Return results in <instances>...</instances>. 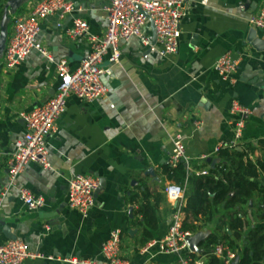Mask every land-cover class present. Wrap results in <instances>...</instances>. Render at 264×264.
I'll list each match as a JSON object with an SVG mask.
<instances>
[{
  "label": "crops",
  "instance_id": "0c3cea01",
  "mask_svg": "<svg viewBox=\"0 0 264 264\" xmlns=\"http://www.w3.org/2000/svg\"><path fill=\"white\" fill-rule=\"evenodd\" d=\"M36 1H27L16 12L27 14ZM69 1L74 6L69 14L59 18L54 13L39 21L37 39L50 59L31 50L17 64L0 65V191L6 182L12 143L23 133L18 113L52 95L58 81L55 62L65 59L68 69L73 70L89 51L86 37L69 39L64 29L72 18L79 17L86 21L90 34L100 37L105 30L106 0ZM263 5L264 0H191L185 6L174 54L161 58L149 52L142 57L144 50L136 38L119 44L117 63H109L105 54L100 65L110 70L109 75H101L106 95L90 102L67 96L65 109L55 121V132L45 139L50 169L27 164L1 198L0 244L20 240L30 252L42 256L27 258L22 264H68L61 259L70 256L100 260V245L110 230L118 229L119 255L131 264H178L185 256L190 264H206L202 252L212 247H205L207 237L211 233L230 235L220 207L208 221H197L192 233L205 234L197 246L199 253H166L154 244L143 249L161 239L169 225L172 205L162 188L172 181L166 178L163 167L174 133L183 137L187 157L183 181L187 175L224 161L215 156L217 146L244 150L252 162L264 158V148L258 144L264 140V31L254 29L259 42L246 40L251 29L247 18ZM142 31L151 39L149 22ZM223 53L236 61L233 83L213 70L214 61ZM232 101L248 112L243 116L231 113ZM239 117L243 127L235 140L233 125ZM248 146L252 150H247ZM148 167L152 174L145 173ZM76 173L96 176L103 182L84 217L66 205V180ZM258 182L264 187V175ZM188 185L185 180L186 191ZM18 188L41 196L43 206L27 210L17 197ZM143 189L151 194V202L153 194L158 195L157 227L140 245L139 229L131 223L137 217L134 210L138 201L130 203L128 198ZM242 208L248 223L245 231L250 226H264L259 217L264 204L256 194ZM244 243L235 242L236 256Z\"/></svg>",
  "mask_w": 264,
  "mask_h": 264
},
{
  "label": "built area",
  "instance_id": "2783aa9c",
  "mask_svg": "<svg viewBox=\"0 0 264 264\" xmlns=\"http://www.w3.org/2000/svg\"><path fill=\"white\" fill-rule=\"evenodd\" d=\"M191 0H106L105 30L100 37L88 32L86 21L79 17L71 19V23L64 29V35L69 39L86 37L89 42L88 53L80 60L78 66L69 70L65 59L55 62L58 81L51 96L45 101L33 105L27 111H20L19 118L23 123V133L12 143L6 166V182L0 191V200L15 184V178L30 163L42 168L50 169L46 157V137L55 132V121L63 113L67 96L74 95L83 102H90L106 95L107 89L101 81V75H109L107 67L100 63L105 54L109 63H117L120 56L119 44L130 38H136L143 47L142 57L154 52L158 57L165 58L176 52L180 34V22L185 16V6ZM242 8V6H239ZM74 6L69 0H37L27 14L16 11L9 16V30L5 40L4 50L0 58V65L6 67L21 62L25 56L35 50L46 59H50L47 50L41 46L37 36L39 21L45 17L58 14L59 18L69 14ZM151 22L155 39L143 33L147 22ZM149 22V23H150ZM247 24L264 31V5L247 18ZM59 25V24H57ZM213 70L217 75L230 83L234 82L233 73L236 61L228 53H223L213 63ZM261 99L264 101V82L261 87ZM231 113L245 115L248 111L236 101L230 105ZM243 119L239 117L233 125V137L238 140L241 136ZM171 150L167 163L170 166L181 162L187 170V157L184 152L183 137L179 132L170 137ZM234 144L230 145L233 147ZM214 148V152L218 148ZM206 170L196 171L195 174H205ZM186 180V179H185ZM168 182L162 192L172 205L169 225L166 234L157 241L149 242L143 250L156 245L158 250L166 253L187 251L186 238L193 233L182 229L184 207V184ZM98 187V178L89 174H72L66 180V205L76 210L81 216L94 203V192ZM17 197L27 210H35L43 206L44 199L32 194L26 188L17 189ZM120 231L112 229L99 249L100 260L78 258L70 256L61 261L68 264H131L119 255ZM211 254L220 258L223 264H231L236 252L228 248L223 242L212 245ZM42 257L32 253L20 240H8L0 244V264H22L25 259ZM45 259L52 260V256ZM178 264H190L187 256L180 258Z\"/></svg>",
  "mask_w": 264,
  "mask_h": 264
},
{
  "label": "trees",
  "instance_id": "16d2710c",
  "mask_svg": "<svg viewBox=\"0 0 264 264\" xmlns=\"http://www.w3.org/2000/svg\"><path fill=\"white\" fill-rule=\"evenodd\" d=\"M258 144L264 148V140H259ZM247 150L252 149L248 146ZM215 156L223 158L224 161L212 169H207L203 175H187L189 189L184 191L185 204L182 209L181 227L194 232L198 220L208 221L220 207L230 235L223 232L218 237L211 233L204 243L205 247L223 242L233 250L236 241L244 240L245 243L238 253L237 264H264V226H250L245 231L248 223L245 219L246 212L242 208L254 194L264 204V187L258 182V177L264 175V158L252 162L247 158L246 151L227 147L218 148ZM163 172L169 181L175 183L182 182L185 177V168L181 162L174 166L167 163ZM150 195L143 189L139 195L134 193L128 198L130 203L138 201L134 210L137 217L131 223L139 229L140 245L151 238V232L157 227L155 204L158 195L153 194L154 202L149 200ZM259 217L264 219V209ZM202 254L207 258L206 264H223V261L210 251Z\"/></svg>",
  "mask_w": 264,
  "mask_h": 264
},
{
  "label": "water",
  "instance_id": "95a60500",
  "mask_svg": "<svg viewBox=\"0 0 264 264\" xmlns=\"http://www.w3.org/2000/svg\"><path fill=\"white\" fill-rule=\"evenodd\" d=\"M29 0H5L4 4H3V8H2V12H1V16H0V58L2 56V52L4 50V46H5V40H6V36H7V27H8V23H9V16L11 14H13L21 5H23L24 3H26ZM150 22V21H149ZM150 27L152 30L151 33V41L153 42L155 39V35L152 29V24L150 22ZM246 40L249 42H259L257 39H255V31L254 29H249L247 32V36H246ZM145 173L148 174H152V169L151 168H147L145 170ZM103 186V182L101 179L98 180V187L94 192V196L95 194L101 189V187ZM205 237V234L203 232H195L193 233L191 236L186 238V245L188 247V250L190 252H196L199 253V249L197 248L198 243L203 240V238ZM11 239H13V237H9ZM238 262V256H235L232 263L231 264H237Z\"/></svg>",
  "mask_w": 264,
  "mask_h": 264
},
{
  "label": "rangeland",
  "instance_id": "374dc122",
  "mask_svg": "<svg viewBox=\"0 0 264 264\" xmlns=\"http://www.w3.org/2000/svg\"><path fill=\"white\" fill-rule=\"evenodd\" d=\"M3 2H4V0H3V1L0 0V4H1V5H0V12L2 11V8H3V4H4Z\"/></svg>",
  "mask_w": 264,
  "mask_h": 264
}]
</instances>
